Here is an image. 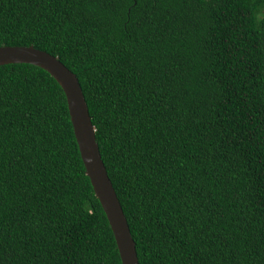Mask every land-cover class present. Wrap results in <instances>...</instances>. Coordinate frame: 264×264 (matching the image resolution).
I'll return each instance as SVG.
<instances>
[{"label":"trees","instance_id":"16d2710c","mask_svg":"<svg viewBox=\"0 0 264 264\" xmlns=\"http://www.w3.org/2000/svg\"><path fill=\"white\" fill-rule=\"evenodd\" d=\"M76 74L139 264H264V0H0V46ZM0 264H121L63 90L0 65Z\"/></svg>","mask_w":264,"mask_h":264},{"label":"water","instance_id":"95a60500","mask_svg":"<svg viewBox=\"0 0 264 264\" xmlns=\"http://www.w3.org/2000/svg\"><path fill=\"white\" fill-rule=\"evenodd\" d=\"M30 63L47 71L63 90L79 154L114 236L121 264H139L135 241L103 163L95 128L78 78L56 56L32 45H1L0 65Z\"/></svg>","mask_w":264,"mask_h":264}]
</instances>
